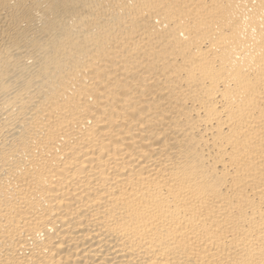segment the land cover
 I'll list each match as a JSON object with an SVG mask.
<instances>
[{
    "label": "bare ground",
    "instance_id": "obj_1",
    "mask_svg": "<svg viewBox=\"0 0 264 264\" xmlns=\"http://www.w3.org/2000/svg\"><path fill=\"white\" fill-rule=\"evenodd\" d=\"M0 264H264V0H0Z\"/></svg>",
    "mask_w": 264,
    "mask_h": 264
}]
</instances>
